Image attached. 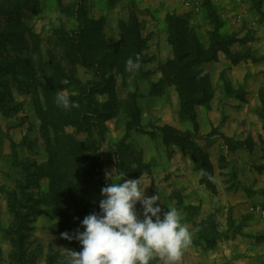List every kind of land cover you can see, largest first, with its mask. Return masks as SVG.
<instances>
[{
	"label": "rangeland",
	"instance_id": "obj_1",
	"mask_svg": "<svg viewBox=\"0 0 264 264\" xmlns=\"http://www.w3.org/2000/svg\"><path fill=\"white\" fill-rule=\"evenodd\" d=\"M206 1L214 9L219 27L207 14ZM76 12L89 27V52L97 41L106 46L120 43L121 24L130 23L134 13L143 40V62L138 69L123 73L120 65L111 62L99 67L71 58L73 78L87 90L85 116L78 122H73L78 118L73 110L68 122V111L63 108L62 115L48 122L42 97L30 87L12 86L11 99L1 96L0 264H67V249L82 250L78 241L66 240L62 233L82 231L83 218L100 211L94 199L87 200L97 196V178L78 167L94 159L105 186L109 183L106 171L113 172L114 182L121 173L125 179L141 177L148 185L147 196L159 194L163 211L168 207L179 211L192 235L180 264H264V221L257 211H264V130L255 132L253 119L248 117L243 119L247 126L236 129L228 119L241 106L253 115L262 108L264 0H0V27L13 33L0 37V62L6 57L7 62L25 70L26 62L36 68L40 57H63L59 40L76 30ZM168 15L180 17L204 47L209 44V32L216 30L236 39L230 51L253 57L232 64L219 52L215 60L199 65L209 77L213 94L208 107H193L197 130L180 117L177 91L163 74V67L173 57ZM133 90L141 130L126 134L132 121L128 97ZM246 93L248 101L238 102V109L233 110L235 99ZM77 94L73 87L61 89L53 95V105L60 109L58 95L72 99ZM163 126L193 132V143L209 165L212 188L200 182L202 175L186 149L188 142L166 137L158 131ZM125 134L140 165L130 173L117 166ZM239 142L244 145H237ZM132 167H137L135 162ZM12 193L18 199L26 198L29 207L23 209L29 214L18 261L15 235L10 231L14 224L8 206ZM137 211L142 212L139 204ZM73 212L81 214L75 218ZM150 264L163 261L157 256Z\"/></svg>",
	"mask_w": 264,
	"mask_h": 264
},
{
	"label": "trees",
	"instance_id": "obj_2",
	"mask_svg": "<svg viewBox=\"0 0 264 264\" xmlns=\"http://www.w3.org/2000/svg\"><path fill=\"white\" fill-rule=\"evenodd\" d=\"M204 5L207 14L209 13V15H211V20L215 21L217 27H219L218 17L214 12L211 3L206 1ZM17 10L20 11V9ZM77 14L78 13L76 12L75 17L77 18L78 23L76 30L73 31L72 34L71 32L65 33V36L59 40L60 45L63 48V57L52 56L49 60H45L40 57V62H37L36 68L26 62V64L30 67L26 65L27 68L25 67V70L17 67L14 64L15 62H7L6 60L8 59L6 57L2 58V61L0 62V109L3 108L2 105L4 102V99L1 101L3 98L1 96L5 95L11 99L12 86L20 89L30 87L33 92L38 93L42 97V106L45 108L46 118H48V122H50V119L53 120L58 115L63 114L61 112L63 107L60 106L59 109L57 106L53 105V95L61 89L71 90V87H73L78 91V94L73 96L72 99L70 96L69 99L70 101L75 102L77 106L63 109L68 111V122L71 123V110H73L72 115L75 111L78 117L77 119H74L73 122H78L80 118L85 116L87 90L75 82L72 75L73 69L71 67V58H73L76 62H81L86 65H93L97 63L99 64V67L111 62V65H120L118 68L120 72L123 73L128 72V70H126V61L129 58H132L135 62L137 57H139V64L141 66V63L143 62L141 53L143 40L139 35V27L137 26V19L134 13L131 14L132 21H130V23L127 25L123 23L121 24L122 40L120 43L106 46L103 42L97 41L91 52H89L90 47H87V44L90 43L87 39L89 37V27L86 24L87 21L84 17L82 18L81 15L76 16ZM166 22L168 41L172 46L173 57L168 62L166 68L163 67V74L164 77L174 85L177 91L180 103V117L190 121L194 126V130H197V123L195 121L196 114L193 107L195 105L208 107L213 94L209 77L205 72L199 69V65L204 61L215 60L219 52H223L225 56L231 60L232 64H237L240 60L253 57L251 54L230 51L229 47L236 40L233 35L223 36L216 30L211 31L209 32V44L207 47H204L194 31L185 22H183L180 17L176 15H168L166 17ZM11 34L13 33L8 27H0V37H3V35L9 36ZM46 79L48 82H45ZM6 82L9 84L8 87L4 86ZM136 97L137 93L134 90L129 93V114L132 116V121L126 126V134L132 129L141 130V126L137 122ZM259 98L262 108L259 111L258 116L263 122L262 129L264 130L263 89L259 94ZM46 124L48 123L46 122ZM158 131L166 137L173 139L177 143L188 142L186 149L191 153V156H193V159L197 164L195 169L202 175L200 182L207 188H212L213 186L211 185L209 179V165L205 163V155L203 152L193 143V139L195 138L193 132H181L166 126L158 127ZM126 134L121 139L119 144L123 155H118L117 166L130 173L137 170L140 165L137 163L138 158L136 152L128 143H126ZM237 145L242 146L244 145V142H239ZM124 157L130 158L133 161L127 163V160H124ZM53 159L54 158L52 157L51 160ZM96 161L97 159H94L89 164L83 163V165L81 164L78 167L84 172L93 173L97 178L98 190L96 191L97 196L95 195L97 198L91 197V199L88 198L87 200L94 199L95 208L99 211L101 189L105 187V179L102 176L101 170L98 169V163H96ZM134 162L137 165L135 168L132 167V163ZM64 166L66 167L67 165ZM64 166L62 167L65 168ZM21 187L22 185H19V190ZM73 193H75V190ZM81 200L85 201L86 198H82ZM26 201V198L18 199L16 194L12 193L11 200L8 203L14 217V224L12 225L10 231L15 235L14 243L17 246V251L14 257L16 261L22 257V230L24 229V225L27 222L29 214V212L23 211V209L29 208L25 205L28 204ZM73 201H76V198L73 199ZM73 213H75V218L79 216L78 214H81L78 212Z\"/></svg>",
	"mask_w": 264,
	"mask_h": 264
},
{
	"label": "clouds",
	"instance_id": "obj_3",
	"mask_svg": "<svg viewBox=\"0 0 264 264\" xmlns=\"http://www.w3.org/2000/svg\"><path fill=\"white\" fill-rule=\"evenodd\" d=\"M139 67V57L126 61L128 71ZM57 104L65 109L77 106L63 95L57 96ZM112 176L105 172L109 183L101 189L99 213L83 218L82 231L62 233L82 246L79 252L67 249V264H150L157 256L163 264H180L192 235L179 211L175 207L163 211L159 194L147 196L148 185L141 177L125 179L121 173L114 182ZM138 204L142 212L137 211Z\"/></svg>",
	"mask_w": 264,
	"mask_h": 264
},
{
	"label": "crops",
	"instance_id": "obj_4",
	"mask_svg": "<svg viewBox=\"0 0 264 264\" xmlns=\"http://www.w3.org/2000/svg\"><path fill=\"white\" fill-rule=\"evenodd\" d=\"M254 68V67H253ZM254 84V83H253ZM246 90V92H247V90H248V88L247 89H245ZM248 98H249V94L248 93H246V95L242 98V97H238V98H236L235 99V103H233L234 104V106H233V110L235 109H238V107H239V103L240 104H244V103H246L247 101H248ZM243 101V102H242ZM239 102V103H238ZM236 104V105H235ZM243 109V110H242ZM228 114H230V113H228ZM253 114H255L253 111H250V110H246V108H243L242 106L240 107V109L239 110H236L235 111V113L234 114H230L229 115V117H228V119L229 120H231V123H233L234 125H235V129L238 127V128H240V127H245V126H247V122L248 121H246V120H243L244 118H249V119H253V121H252V124L254 125L252 128H253V130L255 131V132H259L260 130H261V128L263 127V122L261 121V119L260 118H258V119H256L255 117L257 116V117H259L257 114L256 115H253ZM232 124V125H233ZM240 130H242V129H240Z\"/></svg>",
	"mask_w": 264,
	"mask_h": 264
},
{
	"label": "built area",
	"instance_id": "obj_5",
	"mask_svg": "<svg viewBox=\"0 0 264 264\" xmlns=\"http://www.w3.org/2000/svg\"><path fill=\"white\" fill-rule=\"evenodd\" d=\"M257 211L259 212V217L262 221H264V211H260L259 208H257Z\"/></svg>",
	"mask_w": 264,
	"mask_h": 264
}]
</instances>
